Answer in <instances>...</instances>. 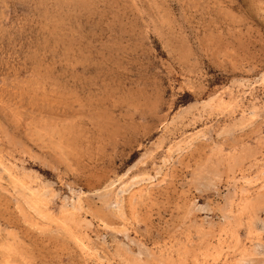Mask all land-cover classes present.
Masks as SVG:
<instances>
[{
    "label": "rangeland",
    "instance_id": "374dc122",
    "mask_svg": "<svg viewBox=\"0 0 264 264\" xmlns=\"http://www.w3.org/2000/svg\"><path fill=\"white\" fill-rule=\"evenodd\" d=\"M238 263L264 264V0H0V264Z\"/></svg>",
    "mask_w": 264,
    "mask_h": 264
},
{
    "label": "bare ground",
    "instance_id": "6f19581e",
    "mask_svg": "<svg viewBox=\"0 0 264 264\" xmlns=\"http://www.w3.org/2000/svg\"><path fill=\"white\" fill-rule=\"evenodd\" d=\"M260 244V243H259ZM258 246V245H257ZM259 247V246H258ZM251 256V255H250ZM244 258H245V256H244ZM247 259V258H246ZM244 261V260H243ZM239 264V263H238ZM243 264H245V263H243Z\"/></svg>",
    "mask_w": 264,
    "mask_h": 264
}]
</instances>
